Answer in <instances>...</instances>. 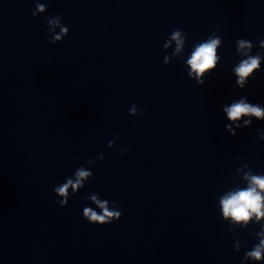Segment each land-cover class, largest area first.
<instances>
[{
	"label": "clouds",
	"instance_id": "9594fccd",
	"mask_svg": "<svg viewBox=\"0 0 264 264\" xmlns=\"http://www.w3.org/2000/svg\"><path fill=\"white\" fill-rule=\"evenodd\" d=\"M45 6L46 5L43 4H37L36 8L39 11H43ZM35 15L36 12H32V16ZM59 19L60 16L57 15L56 19L49 20V24H54L61 28V34L53 35V41L61 40L62 35L68 31L67 26H61L59 24ZM171 39L176 41V50L180 51L184 42L181 39V31L179 29L174 30L172 32ZM220 42V37H210L205 42L198 44L195 47V50L191 53L187 63L190 65L192 72L196 74L197 79H199L201 74L205 70L209 69L210 66H215V62L217 60L216 48ZM237 44L239 46V50L248 49L250 51L252 48L251 42L245 39H238ZM261 44L264 45V40H261ZM167 46L168 45L166 44L165 47ZM244 55L247 56V59L241 60L239 65L234 69L235 74L239 77L237 83L241 86H243L245 79L252 74L254 70L258 69L262 59V56L259 53L252 56L245 52ZM131 111L135 114V105H133ZM224 111L227 113L228 119L233 122L241 119L243 116H255L257 118L264 117V108H262L259 104L253 105L246 103L244 99H240L238 102H233L230 106L225 107ZM245 123H250V121H245ZM226 127H228L229 130H232L231 125H227ZM237 127H239V125H237ZM233 134L235 133L233 132ZM109 143L111 144L112 142L110 141ZM121 153L123 154V150H121ZM75 158L79 159V157ZM89 163H91V161H89ZM92 175V172L86 170L82 166L77 168L75 172V182L69 178L66 183L54 189L59 195L65 197V200H58L56 202L62 207L66 206L69 187H71L75 192L77 188L83 186V181ZM245 178L249 181L247 188H242L238 191L229 193L220 201L224 217H230L236 222L247 221L253 213H255L257 219L264 216V212L261 211V209L264 208V195H262V192H264V176L246 174ZM91 200L99 206L102 210V214H98L90 207H85L83 209V218L89 223L94 225H106L120 220L122 216L121 210H109L106 206L107 202L105 201L102 203L95 195L91 196ZM260 235H264V233H260ZM262 252H264V239L260 241L259 245L255 246L253 251L246 253V256L260 260Z\"/></svg>",
	"mask_w": 264,
	"mask_h": 264
}]
</instances>
